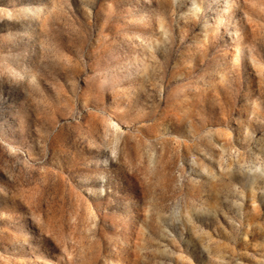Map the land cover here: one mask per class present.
Here are the masks:
<instances>
[{
    "label": "rangeland",
    "instance_id": "374dc122",
    "mask_svg": "<svg viewBox=\"0 0 264 264\" xmlns=\"http://www.w3.org/2000/svg\"><path fill=\"white\" fill-rule=\"evenodd\" d=\"M0 264H264V0H0Z\"/></svg>",
    "mask_w": 264,
    "mask_h": 264
}]
</instances>
